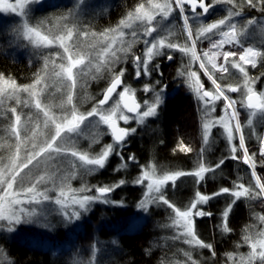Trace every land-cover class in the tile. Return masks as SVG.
Masks as SVG:
<instances>
[{
  "label": "snow or ice",
  "instance_id": "6c2138e0",
  "mask_svg": "<svg viewBox=\"0 0 264 264\" xmlns=\"http://www.w3.org/2000/svg\"><path fill=\"white\" fill-rule=\"evenodd\" d=\"M34 2V0H17L15 6L8 4L5 7V11L11 10L16 12L17 9H21V15H25L23 8L25 5ZM83 3V0H80ZM227 3L233 5L229 9L227 16L218 19L214 22L203 23L202 17H205L211 8L216 4ZM191 12V16L185 14V6ZM79 7V5H77ZM245 7L259 8L261 13H264V0H240L237 4L236 0H147V7L145 4H139L133 11L129 12L127 16L119 22L115 28L106 29L101 33H94L89 31H80L77 27L76 15L74 10H69L66 15L54 18L56 24L53 26L59 34L53 31V29L46 28V19L37 21L35 27L28 24L27 18L24 23L17 29H15L17 36L28 39L35 47H45L52 44H58L63 48V55L61 56L64 63L56 64L54 58L45 57L44 66L40 72L34 76V81L30 85H17L14 80H5L3 75L0 74V106H3L4 102L8 99H15L16 103L19 104V94L21 92L28 93L32 100V106L38 111V115L42 116L43 126L45 129H51V135L44 137L40 143H36L38 135V129L40 123L32 121V117L28 116L22 122V116L17 114V109L12 107L7 111L11 113L12 120L8 127L9 135L15 139V151H13L7 160V163L0 167V220H7L9 225L13 223H19L21 214L26 213V219L30 220L32 217L37 216L35 207L28 211L26 209L16 210L15 206L23 203L22 200L16 197L20 195L19 192L12 191L14 185L21 188L23 193L29 197V200H35L36 204L39 205L42 201L49 200L50 197L46 194L47 188L44 191H38V187L51 183L54 188H57L59 195L55 199V203L61 206V211L64 217L68 220L74 218L78 219L80 211L76 210L77 206L83 211H87L89 205L95 200L101 199L104 194L109 193L113 190V187H118L124 184L125 181H119V184L114 186L98 187L96 191L100 194L99 196H88V195H76V191L71 189L65 182V178H61V183H56V173L60 171L59 168H55V164L59 163L60 157H66L71 155L77 158L81 162V167L92 166L87 168V171H95L96 168H103L109 155L116 149L115 146H122L125 137L134 133L135 128L119 127L118 121L127 122L129 120H136L138 123L143 124L145 119L151 116H155L156 109L162 101L161 92H157L155 87H149L145 85L143 91L153 93V101L150 103L148 100L144 101V110L141 111V105L136 102L129 103L126 100V94L134 91L129 86L124 85L121 79L124 76V70L121 69L119 73L115 72V65L123 63L127 58L133 44L139 42L142 38L139 33L142 32L143 37L152 36L154 32H157V28L153 27L152 24L155 21L157 24L160 21H156V16L159 15L161 21L169 17L173 12H178L183 21V31L185 38L191 45L183 48H178V45L167 42L168 37L172 36V32L168 31L167 36L160 35L153 37L152 40L143 39L145 45V51L141 56L133 55V63L136 66V76L140 77L143 73L148 75V61L152 60L155 56H161L164 54L165 48L172 50L178 49L190 59V62L199 63V67L204 69L205 73L211 69L217 68V61L222 59V63L219 65V71L221 73H228L229 67L237 69L241 74L243 80V90L240 86L227 85L222 88L215 79L210 76L212 84L214 85L213 90H205L204 85L199 82L197 74L191 71H180L178 75L185 76L189 87L196 95L198 101L203 102L202 112L204 114L203 124V143L208 144V137L211 133L213 124H219L225 131L226 139L229 141L230 146V157H223L214 165H206L204 162L203 154L204 149L202 148L199 153V159L197 167L193 171H174L164 172L161 176H156V166H151V172L145 170L141 176H139L135 183L145 184L146 189L145 198L140 201L138 207L144 211L148 210L149 204H160L167 205L175 213L172 218V226H175L180 230V235L173 237L174 239H183L188 245H195L199 248L211 249L212 245L205 243L195 233L194 228V216L203 217L211 216V213L204 212L197 208L198 204H206L209 199L207 195H202L199 191L195 194V199L186 207L185 210H181L174 204H171L169 200L165 198V185L169 182L175 184L179 177L192 176L195 178L196 183L204 180L206 173L215 172L220 169L228 158L242 160L243 163L250 165L251 176L254 180L255 187L250 182L249 187H245L243 184H234V191H230L229 188H221L218 192L212 194V196H219L221 194L230 193L236 199L240 197H250L255 199L257 197H264V182L256 173L257 162L254 157L256 153L249 155V149L245 146V135L241 127L240 114L236 110L237 101L232 100L226 92H241L242 99L240 104L242 107L250 110L247 124L250 128L253 127V118L256 117L257 112L264 114V92L255 91L254 85L257 78L249 76L246 65H251L253 68L256 67L257 61L259 60L264 64V51H259L251 46H241V51H224L225 45L240 44L238 36L243 35L247 31L249 25L257 24L255 19H250L241 28L237 29V26L232 22V17L239 16ZM199 9V11H198ZM71 17V19H69ZM199 22L200 26L195 33L196 39H193V32L191 30L189 21ZM71 24V27L69 26ZM260 30L264 33V24L259 25ZM41 29H44L49 33L45 35ZM125 29L130 31L126 32ZM226 29V30H225ZM126 36H130L131 39L125 40ZM214 36H219V39H213ZM91 38L97 44L102 46L96 51L95 57L85 59V54L77 51L75 58L73 53L70 51L69 42L73 38ZM206 39L210 43V48L207 51H203L197 54L195 45L197 40ZM95 47V45H93ZM57 55H60L59 53ZM169 60L171 56L167 57ZM95 60V63L93 62ZM51 67V75L54 81H59L62 88H58L61 94L65 97L60 105L61 108L65 106H71L67 110V114L62 117H56L47 106H42L39 93L48 89L50 85L47 83L49 78V68ZM159 67L158 65L156 66ZM74 69L77 71L74 73ZM95 69L91 78L95 79L96 75L101 73V70L108 71L111 75V82L109 86L104 89L102 99L95 102L91 110L86 115L83 113L78 114L76 105L73 104V90L77 86V77L86 75V71L91 72ZM43 73V74H42ZM261 75H264L262 73ZM159 83V81H157ZM123 86V91L117 92V88ZM119 97V100L115 101L111 107L105 108L104 106L112 99L113 94ZM223 100L224 104V115L216 118L215 120L209 119L211 113L215 112V102ZM28 104L25 102V107ZM127 113V114H126ZM88 117H98L96 121L97 126L99 124L108 125L111 135L113 137L112 144H106L101 151L94 157H89L87 153H81L69 148H65L61 145L66 136L62 134L77 133V135H83V130L80 129V125L84 123ZM60 120L58 123L57 120ZM31 131V136L28 139L32 142L31 149L26 151L25 155H20L21 144V133L27 134ZM238 134L239 150L242 155L237 156V145L232 143ZM93 140L96 141L97 137L94 135ZM260 143V165L264 167V137H257ZM181 151L191 152L192 149L184 145H181ZM130 160H134V157H129ZM43 166V167H42ZM121 167H126L122 164ZM49 169H53L51 172ZM34 170H37L36 175H30ZM72 175H75L73 172ZM69 179L71 177H68ZM79 191H89L87 188H82ZM71 193V195H69ZM39 197V199H37ZM5 198L7 202L5 203ZM69 201L73 207V211H67ZM105 203L111 201L104 200ZM235 203V199L232 202ZM229 208L224 211L223 217L225 224L227 221ZM195 210V211H194ZM8 215H5V213ZM258 219L262 222L260 230L252 235L244 236V243L249 244L251 251L245 254H229V259L234 260L236 264H264V216H259ZM11 230V228L9 229ZM224 230L230 231L224 227ZM115 243V241L113 242ZM239 247V246H238ZM95 246H93V256H95ZM186 257L191 261V257L186 252ZM214 255V253H213ZM80 264V262H76ZM191 264H196L195 261H191Z\"/></svg>",
  "mask_w": 264,
  "mask_h": 264
},
{
  "label": "trees",
  "instance_id": "16d2710c",
  "mask_svg": "<svg viewBox=\"0 0 264 264\" xmlns=\"http://www.w3.org/2000/svg\"><path fill=\"white\" fill-rule=\"evenodd\" d=\"M143 1L146 0H114L110 10L97 21V27L94 28L101 31L116 26L128 12ZM236 3L239 4L240 0H236ZM230 6L233 7V5ZM185 9L190 15L188 7ZM225 12L215 11L209 15L208 21L213 22L221 19L225 16ZM243 12L246 19L264 14L249 7H245ZM174 21L177 22L179 28L177 33H182V38L185 39L178 13L174 15ZM177 38H180V35ZM186 41L184 40L182 44H185ZM197 43L200 47V41ZM262 48L264 51V46ZM180 55L178 52L169 53V56L173 57L171 61H166L167 54L163 55L160 62L161 67L157 68L158 61H155V65L150 67L147 76L144 74H141L140 77L135 76L134 68L130 64L132 56L130 61L124 63V76L122 77L124 85L141 88L145 85H149L150 88L154 86L158 92L163 85L167 84L166 90L170 91L178 79L183 82L179 85V89L184 90L185 93L182 92L180 95L167 93L165 98L162 97L163 102L156 109L157 114L147 120L151 127H138L135 134L130 137L128 147L120 151L115 150L108 157L103 168L89 176L85 175L84 180L77 181L78 183L83 181L81 183H86L96 189V187H111L119 184L121 180L125 181L124 184L114 187L110 193L114 201L121 202L127 205L128 210H132L142 196L141 186L135 183L142 165L152 162L161 171H193L197 167L202 148L206 165H214L221 158L230 157L228 140L219 127L212 130L208 144L203 143L201 105L186 87V79L177 73V70L185 71L190 62L187 57L182 58ZM9 58L0 53V73L11 80L21 81L28 78L30 81L34 72L32 63H26L25 58H16L15 63ZM193 68L199 72L203 85L208 89H214V85L200 70L197 63L194 62ZM119 71L117 67L115 72ZM247 71L250 77H258L256 88H261L264 83V75H261L264 73V64L259 61L255 68L250 66ZM209 72L223 88L229 84H239L241 80L240 76L234 73L221 75L210 68ZM24 73L25 76H22ZM108 77L106 76L99 85L92 86L94 93L87 104L93 105L101 99L104 89L110 82ZM135 77L136 79H134ZM133 79L137 80L136 83ZM149 93L153 95L151 91ZM228 93L235 100L238 99L237 92ZM237 101L240 115L246 122V112L241 107L240 100ZM86 107L83 108L86 110ZM217 112L218 110L215 113ZM244 134L249 155L256 153L254 157L257 162L256 171L261 181L264 182V167L260 165V143L251 134L250 129L246 128ZM263 134L264 122L259 126L257 136L263 137ZM110 137L106 134L103 141L96 144L95 147L102 149V145L105 142L108 143ZM235 143L237 145L236 155L240 156L242 153L239 150L237 137ZM181 145L191 148L192 151H181ZM82 150L88 149L82 148ZM129 157H134V160H130ZM122 164L126 167H121ZM234 181L245 187H249L251 182L255 187L249 167L242 160L228 158L220 169L206 173L204 180L199 184L196 183L194 177L183 176L179 177L174 185L170 182L164 188L165 198L181 210L190 205L195 199L197 191L202 195L212 197L206 204L198 205L202 211L211 213V216L195 217L194 219L196 235L205 243L211 244V249L191 246L181 239H174L175 235L169 225L171 224L170 215L173 211L169 207L159 206L160 210H152V206L142 219L135 218L137 223L134 226H140L138 231H132L133 225L130 222L133 219L130 216H122L121 213L114 214L113 217L110 214L117 212L116 208L106 207L102 210L100 207H96V210L90 212L80 224L66 227L61 232L62 235L59 237L61 239L57 242L49 238L53 246L68 244V248H63L60 252L45 250L35 242L17 237V239H12L11 244L6 241L0 242V247L8 252L10 257V261L3 264H76L77 258H81L80 264H87L90 257L89 249L92 246L98 249L94 258L96 264H191V261H195L196 264H236L234 260L229 259V254L239 256L240 253H243L249 245L244 243V236L252 235L260 230L262 222L258 217L264 216V197L255 199L241 197L233 204L229 193L212 196L221 188L233 189ZM229 205H231V209L225 224L223 213L229 208ZM103 212L112 218L104 220L101 218ZM224 227L230 231L224 230ZM114 241L115 243H113ZM186 252L191 257V261L184 255ZM256 264H259V261Z\"/></svg>",
  "mask_w": 264,
  "mask_h": 264
},
{
  "label": "rangeland",
  "instance_id": "374dc122",
  "mask_svg": "<svg viewBox=\"0 0 264 264\" xmlns=\"http://www.w3.org/2000/svg\"><path fill=\"white\" fill-rule=\"evenodd\" d=\"M69 1L71 3L67 4ZM113 2H114V0H83V3H81L80 0H34V2H31L27 5H25V7L23 8V12L25 13V15H21V9H19V8L17 9L16 12H12L11 10H7V11L4 10L8 4L15 6L17 4V0H0V53L7 56V57L12 58V59L9 58V60L12 62H15V63H16V60L18 58H21V59L25 58L24 60L26 61V63L31 62L33 65L32 68L34 69L33 76L31 77L30 81H28V78L21 80V81L14 80L16 82V84L17 85H30V84H32L34 81L35 74L40 72L44 66V58L45 57H49L50 59L54 58L56 64H60V63L65 62L61 58V56L63 55V48H61L58 44L54 43L52 45L37 48L32 43H30L28 41V39L17 36L15 29L19 28L24 23L25 18H27L28 24L32 27L36 26L37 21L42 20V19H46L45 27L49 28V29H53L54 32L59 34L58 31L53 28V26L56 24V20L54 18L60 17L61 15H66L69 12V10H74L75 15H76V21L75 22L77 23V27L79 28L80 31H89L90 33L91 32L101 33L104 30L97 31L94 27H97L96 26L97 21L100 20L102 17H104V15L110 10ZM154 2H155V0H154ZM141 3L145 4V6L147 7V0L143 1ZM141 3H139V4H141ZM139 4H137L136 7ZM77 5H79V7H77ZM136 7H134V9ZM231 8L232 7L227 3L216 4V5H214L213 8H211L209 10V13L205 17L201 18V20L205 24L210 23V21H208L210 14H213L215 11L216 12L227 11V12H225V16H227L228 11ZM255 11L260 12L259 8H255ZM176 13H178V12H173L169 17H167L166 19H164L162 21H161L160 16L157 15L156 21H160V23L157 24L154 21L152 24L153 27L157 28V32H154L152 34V36H149V37H143L142 32L139 33L142 38L139 40V42L133 44L130 52L128 53L127 58L123 61V63H119V64L115 65V69H117V67H118V70L123 69L124 63L130 61L129 59L132 56L130 64L134 68V72L136 73V66L133 63V55L141 56L142 53L145 51V45L143 43V39L152 40V38L157 36L158 33L160 35L167 36L168 31H171L173 35L168 37L167 42L174 43V44L178 45V48H183L186 45L190 47L191 45L190 44L188 45L187 41L185 44H182V43H184V40H186V38L185 39L182 38L183 37L182 33L181 34L177 33V30L179 28L177 27V24H176L177 22L174 21V15H176ZM127 14L125 15V17L127 16ZM185 14L188 15L186 9H185ZM179 16H180V14H179ZM189 16H191V14ZM244 16H245L244 12H242L239 16L232 17V22L237 26L238 30L241 29L246 24V22L250 19H255L257 21V24L249 25L247 27L246 33L238 36V38L240 40L239 45L238 44L225 45L224 49H223L224 51L231 50V51L240 52L242 50L240 45H243V47H245V48L251 46L253 48H256L259 51H263L262 46H264V33L261 32L259 25L264 24V14H258V16H252L248 19L244 18ZM224 17H222V18H224ZM69 19H71V17ZM180 19H181L182 27H183V21H182L181 16H180ZM189 24H190L191 30L193 32V39H196L195 33H196L197 29L199 28L200 23L190 20ZM69 26L71 27V24ZM116 26L111 27V28H115ZM107 29H110V28H107ZM41 31L45 35H49V33L47 31H45L44 29H41ZM125 31L128 32L130 30L125 29ZM179 35H180V38H177ZM129 39H131L130 36L125 37L126 41ZM213 39L214 40L219 39V36H214ZM173 41H175V42H173ZM197 41H200V43H201V46L199 47L198 43L196 42L195 50H196L197 54H200L203 51L209 50L210 43L208 40L199 39ZM93 45H95V47H93ZM69 46H70V51L73 53L74 58H75V53L77 51H80V52L85 54V59L87 62L88 58L95 57L96 51H98L102 45L97 44L90 37L87 39L83 38V37L77 39L74 37L73 40L69 42ZM163 52H164L163 55L167 54V57L169 56V53H171V52L172 53L178 52L181 54L180 56L182 58L187 57V59H189V57L187 55H185L184 53H182L178 49L169 50V49L165 48L163 50ZM58 53L60 55H57ZM163 55L155 56V57H153L152 60L148 61V72H149L150 67L155 65V61H158L157 65L161 67L160 62H161V57ZM167 57H166V61H168ZM93 62L95 63V60ZM189 62H190V59H189ZM258 62H259V60L257 61V63ZM220 63H222V59L217 61V68L216 69H211L210 67L209 68L218 74H221V75L226 74V73H221L219 71ZM197 64L199 66V63H197ZM250 66L251 65H246L245 67L248 70V68ZM193 67H194V62H190L189 67L185 71L195 72L197 74L199 82L203 84L199 72H197V70ZM200 70H201V68H200ZM73 71L75 73L77 70L74 69ZM85 71L87 73L86 75H81V76L77 77V86L73 90V104L76 105V108L78 109V114L83 113L86 115V113L89 110H91V108L94 105L93 103H92L93 105H91L90 103L87 104V102L91 99V97L93 96V93H94V89H92V86L93 85L94 86L99 85L103 81V79L106 78V76L107 77L109 76L108 81L111 82V75L108 71H105L102 69L101 73L97 74L95 79H92L91 76L95 72V69H92L91 72H88V70H85ZM180 71H182V70H180ZM180 71L177 70V73H179ZM48 72H49V78L47 80V83L50 85V87L39 93V99H40L42 106H47L50 109V111L56 117L59 118V117H62L63 115H66L67 110L71 106L69 105V106H65L64 108H61L60 105L62 104V101L65 99V97L61 94L60 91H57V89L62 88V85L60 84L59 81H54V78L51 75V67L49 68ZM116 73H119V72H116ZM208 73L211 75L210 72H208ZM228 73H231V74L234 73L237 76H240L241 80H240L239 84H231V85L234 87L240 86L241 90H243V87H242L243 86V80H242L241 74L238 72V70L229 67ZM0 74H2V73H0ZM2 75H3L5 80H11L6 75H4V74H2ZM22 76H25V73L22 74ZM145 76H147V75H145ZM136 77L134 79H136ZM181 77L182 78L184 77L186 79V84H187L186 87L190 90L192 95H194V98L198 101L196 95L194 94V92L189 87V84L187 82V78L185 76H181ZM136 81H135V83H136ZM257 82H258V79H256V83L254 85L255 91L264 92V83L262 84L261 88H256ZM181 83H183L182 80L176 79L175 86H173V88H171L172 90H170V91L166 90L167 89V84H166V85H163L161 87V89L158 90V92H161L162 97H164V98L166 97L167 93L180 95L182 92L185 93L184 90L179 89V85ZM204 88H205V90H213V89H208L205 86H204ZM130 89L135 90L134 95L131 92L129 94L132 96H135L137 101L140 103L141 111L144 110V101L145 100H148L150 103L153 101V95L150 94L149 92H144L143 91L144 87L143 88H141V87H130ZM121 91H123V86H122V89L117 91V92H121ZM237 94H238L237 98L239 100H241L242 99L241 92H237ZM231 98H232V100H235L233 97H231ZM19 100H20V103L17 104L15 99H8L4 102L3 106H0V167H3V165L7 163L9 155L13 151H15V144H16L15 139L12 138L8 133V127H9V124L11 123V120H12V115H11V113H9L7 111L8 109L15 107L17 109V114H20L22 116V122L26 119V117L31 116L32 121L40 123V128L37 130L38 135H37V138L35 141L36 143H40L44 137L50 136L51 132H52L51 129H45L44 128L42 116L38 115V111L32 106V100L30 99L28 93L21 92L19 94ZM117 100H119V97L115 94L112 97V99L104 107L105 108L111 107L114 104V102ZM237 100H235V101H237ZM222 101L223 100H219V101L215 102V107H216V110H218V112L215 113L216 112V110H215V112L211 113V116L209 119L215 120L216 118L223 116L225 114L223 111V108H224V104L226 102L225 101L222 102ZM25 102H27V104H28L27 107H25ZM198 102L200 103L201 108H202L203 102L202 101H198ZM85 106H87L86 110L83 108ZM235 106L237 108V111L239 112V107H238L237 103ZM242 108L245 110L246 116H247L246 122H244L243 118L240 115V122H241V127L243 129V132L245 131L246 128H248V129H250L251 134L255 138H257L259 126L262 124V122H264V114L257 112L256 117L253 118V127L250 128L247 124V120L249 118L250 110L247 108H244V107H242ZM239 114H240V112H239ZM152 117H154V116L146 118L143 124L138 123L136 120H129L127 122L118 121V123L122 127H127L129 129L135 128L137 130L138 127L147 128V126L150 128L151 125L147 120L149 118H152ZM202 117H203L202 123L204 124L205 120H204V114L203 113H202ZM98 120H99L98 117H95V118L94 117H88V119H86L84 121V123L80 125V129L83 130V135H77V133L62 134V136H66V138L60 142L61 145L65 148H69V149L77 151V152L87 153L90 158L94 157L96 154H98L101 151L100 147H95L96 144H100L103 141V139L105 138L106 134L111 136L109 129H108V125L99 124L97 126L96 121H98ZM57 122L59 123L60 120L58 119ZM216 127H219V129L222 131V134L224 135V137H226L224 129L219 124H213V126L211 128V132ZM135 132L126 136L125 141H124L122 146L117 147L114 145L115 149L120 151L121 149L128 147L129 139L131 136H133L135 134ZM94 135L97 137L96 141L93 140ZM203 135H204V130H203ZM210 135H211V133H210ZM210 135H209L208 139L210 138ZM30 136H31L30 130L27 132V134L24 132L21 133V139L23 141V143L21 144V148H20V155L21 156L25 155L26 151L31 149V143L32 142L28 139V137H30ZM236 137H237V141H238V134H236ZM263 137H264V134H263ZM112 143H113V138L111 136L109 139V142L108 143L105 142L102 146L104 147V145L112 144ZM228 143H229V141H228ZM232 143L236 144L235 139L232 141ZM245 144H246V142H245ZM238 145H239V143H238ZM81 147L86 148L88 150H82ZM228 148L230 150L229 145H228ZM230 155H231V153H230ZM106 162H107V160H106ZM106 162H105V164H106ZM152 165H154L152 162H148L146 165H142L140 168L138 177L141 176V174L145 170L151 172V166ZM89 167H92V166L81 167V162L77 158L72 157L71 155H68L66 157H60L59 163L55 164V168L60 169V171L56 173V183L57 184L61 183V178H65L64 182L71 189L77 190L76 195L99 196L100 194L96 191V189L98 187H96V189H93V187L89 186L88 184L81 183L83 181H81L79 183L77 182L80 180H84L83 177H85V175L89 176V175L94 174L96 171L101 169V168H96L95 171L89 172V171H87V168H89ZM52 170L53 169H49L50 172ZM73 172L75 173V175H72ZM164 172H167V171H161L160 169H158L156 167V176L157 177L161 176ZM36 174H37V170H34L33 173H31L30 175H36ZM68 177H71V178L69 179ZM252 180H253V178H252ZM75 182H77V183H75ZM147 182L148 181H146L145 184H137L136 183L137 185L141 186V188H142V196H141V199L136 204V206L132 209L133 211L128 210L127 205H124L121 202L114 201L111 197L112 194L109 192V193L104 194V196L101 199H98V200H95L94 202H92L89 205L87 211H83L82 209H79L77 206L76 210L80 211V216L78 219L74 218L72 220L66 219L64 217L62 211H61V206L57 205L55 203V199L59 195V191L57 188H54L51 183H48L46 185H41L38 187V191H44L45 188H47L46 194L50 197L49 200L42 201L39 205L36 204L35 200L30 201L29 197L23 193L22 189L18 188L14 185V188L12 191L19 192L20 195L17 196L16 198L23 201L22 204L16 205L15 209L16 210L26 209L28 211H31L35 207L38 215L34 216L30 220H28V219H26V213L21 214L20 222L19 223H13L11 225H9L7 220H0V242L6 241L9 244H11L13 238L17 239V237H20L21 239L26 238V239L30 240L31 242H35L36 244H38V246L44 248L45 250H50V251H56L57 250L60 252V251H62L61 249L68 248V244L67 245L53 246L51 244V242L49 241V238L53 241L56 240V242H57L58 240L61 239V238H59L62 235L61 232H63V230L66 227L77 226V224H80L81 221H83L85 219V217H87V215L90 214V212H92L93 210H96L95 209L96 207H100L102 210H103V208H106V207L116 208L117 212L110 214V215L114 217V214L119 215L122 213L121 214L122 216H130V218L133 219V221L130 222V224L133 225L132 231H138L140 226H137V225L134 226V224L137 223V220L135 218L142 219V217H144L148 213V211H150L149 209L152 206H153L152 210H160L159 206L168 207L167 205H165L163 203L149 204L147 211H144L138 207V204L140 203V201L145 198V193L147 192L145 185ZM237 184H240V183H237ZM82 188H87V189H89V191H85V192L79 191ZM113 189H114V187H113ZM234 190H235L234 187H233V189H230V191H234ZM0 195H2V193H0ZM69 195H71V193H69ZM207 196H209V195H207ZM209 197H211V196H209ZM231 197L233 200L235 199V201L238 200L235 197H233L232 195H231ZM37 199H39V197H37ZM104 200H108L111 202L105 203ZM6 202H7V198H5V203ZM198 205H197V208L199 210H201V208ZM67 211H69V212L73 211V207L71 206L70 201H69V206L67 208ZM168 211H170V210H168ZM123 214H125V215H123ZM5 215H8V213L6 212ZM174 215H175V213L172 212V214L170 215L171 224H169V225L172 228L173 234L175 236H179L180 230L177 229L175 226H172V218L174 217ZM108 216H109V214H108ZM108 216H107L106 212H103L101 214V218H103L104 220H108V219L112 218V217H108ZM193 218L195 219V216ZM10 228H11V230H9ZM181 240H183V239L181 238ZM191 246H195V245H191ZM95 249H96V251H95V255H96L98 249H97V247H95ZM250 251H251V248H250V245H248L247 249L245 251H243V253H240V254L246 255ZM88 254L90 257H89V261H88L89 263H87V264H96L94 262L95 256H93V246L91 249H89ZM6 261H10V257L8 255V252H6L4 249H2L0 247V264L5 263ZM76 262H82L81 258H77Z\"/></svg>",
  "mask_w": 264,
  "mask_h": 264
},
{
  "label": "water",
  "instance_id": "95a60500",
  "mask_svg": "<svg viewBox=\"0 0 264 264\" xmlns=\"http://www.w3.org/2000/svg\"><path fill=\"white\" fill-rule=\"evenodd\" d=\"M187 6V5H186ZM193 38V37H192ZM202 71H203V73L206 75V77L209 79V77L211 76L209 73H205V71H204V69H201ZM212 77V76H211ZM122 80H123V78H121ZM212 79H214L213 77H212ZM210 81H211V79H209ZM218 83V82H217ZM110 84V83H109ZM109 84L107 85V87L109 86ZM106 87V88H107ZM122 89V86L121 87H118L117 88V91H119V90H121ZM226 94L227 95H229V93L228 92H226ZM115 95V93L113 94V96ZM230 96V95H229ZM103 97H101V99H102ZM230 98H231V96H230ZM232 99V98H231ZM111 100V99H110ZM109 100V101H110ZM126 100L129 102V103H132L133 101L134 102H136V103H139L138 101H137V99L135 98V96H132V95H130L129 93L128 94H126ZM108 101V102H109ZM140 104V103H139ZM236 107V106H235ZM236 110H237V108H236ZM118 125H119V127H122L119 123H118ZM123 128V127H122ZM108 129H109V127H108ZM109 132H110V134H111V131H110V129H109ZM112 136V135H111ZM113 138V137H112ZM126 138V137H125ZM245 146H246V144H245ZM247 147V146H246ZM248 167H249V169H250V171H251V168H250V165H248V164H246ZM256 173H257V171H256ZM257 175H258V173H257ZM259 176V175H258Z\"/></svg>",
  "mask_w": 264,
  "mask_h": 264
},
{
  "label": "flooded vegetation",
  "instance_id": "af4514ba",
  "mask_svg": "<svg viewBox=\"0 0 264 264\" xmlns=\"http://www.w3.org/2000/svg\"><path fill=\"white\" fill-rule=\"evenodd\" d=\"M71 2L69 1L67 4H70ZM185 7H188V6H185ZM190 11V10H189ZM198 11H199V9H198ZM209 19V18H208ZM172 57V56H171ZM173 58V57H172ZM172 60V59H171ZM171 60H169L168 59V61H171Z\"/></svg>",
  "mask_w": 264,
  "mask_h": 264
}]
</instances>
